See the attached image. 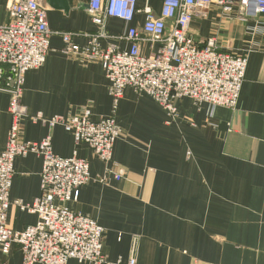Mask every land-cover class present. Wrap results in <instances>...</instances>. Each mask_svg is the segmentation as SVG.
Wrapping results in <instances>:
<instances>
[{
	"label": "crops",
	"instance_id": "1",
	"mask_svg": "<svg viewBox=\"0 0 264 264\" xmlns=\"http://www.w3.org/2000/svg\"><path fill=\"white\" fill-rule=\"evenodd\" d=\"M0 0V25L10 22ZM164 0H138L159 15ZM47 9L52 36L45 64L26 74L22 102L30 116L51 119L89 109L98 121L112 114L110 81L99 63H83L62 52L61 33H73V42L85 46L98 28L88 13V0H41ZM145 14L131 23L108 21L113 38L102 42L120 51L131 43L130 28L142 27ZM191 34L205 44L216 37L224 51L249 58L235 109L198 106L190 98L177 101L178 116L168 113L149 96L125 90L116 122L123 136L114 146L113 160L123 179L111 176L98 182L106 165L85 144H76L72 132L50 128L30 119L21 124L23 137L41 142L52 137L53 151L63 158L89 162L92 181L80 189L70 207L105 228L103 251L107 264H127L133 240H138L139 264H264V15L245 18L236 10L223 16L213 8L191 24ZM158 44L144 43L151 56ZM10 95L0 92V150L7 146L12 125ZM43 159L36 154L17 158L11 200L32 205L41 195ZM37 214L13 206L8 216L12 230L35 225ZM6 264H23L13 247ZM68 264L79 263L71 260Z\"/></svg>",
	"mask_w": 264,
	"mask_h": 264
},
{
	"label": "built area",
	"instance_id": "2",
	"mask_svg": "<svg viewBox=\"0 0 264 264\" xmlns=\"http://www.w3.org/2000/svg\"><path fill=\"white\" fill-rule=\"evenodd\" d=\"M230 16L236 10L245 18L264 15V0H164L159 15L138 0H88V13L97 26L87 35L85 46L73 42V33H61L62 52L83 63H99L110 81L112 114L94 121L89 109L67 117L46 119L42 114L30 116L22 102L26 74L41 68L51 52L52 31L48 11L41 0H12L7 6L10 22L0 25V92L10 95L9 113L12 125L5 149L0 150V264L13 247L23 255V264H107L103 251L105 228L96 220L76 212L70 205L79 199L80 189L92 181L89 162L63 158L53 151L52 137L29 142L23 137L21 124L62 126L72 132L76 144H87L106 165L98 182L109 184L111 176L123 179L125 172L114 162V146L123 136L116 122L125 90L151 97L171 119L178 116L177 101L190 98L198 106L235 109L245 80L249 58L224 51L216 37L201 44L191 34L194 19L206 16L211 9ZM145 14L142 27L130 28L124 38L131 43L128 51L115 45L103 47L113 38L108 21L118 19L131 23L137 14ZM144 43L158 44L151 56L143 55ZM36 154L43 159L41 195L34 204L11 200V188L17 158ZM37 214L35 225L15 231L8 225L10 209ZM138 240L134 239L127 264H139Z\"/></svg>",
	"mask_w": 264,
	"mask_h": 264
}]
</instances>
